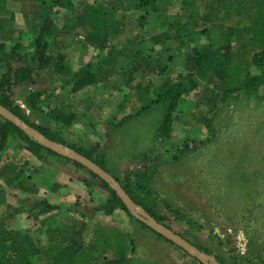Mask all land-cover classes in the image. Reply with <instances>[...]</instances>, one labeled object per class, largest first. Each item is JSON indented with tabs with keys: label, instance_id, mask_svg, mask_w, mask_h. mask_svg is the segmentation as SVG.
Listing matches in <instances>:
<instances>
[{
	"label": "rangeland",
	"instance_id": "374dc122",
	"mask_svg": "<svg viewBox=\"0 0 264 264\" xmlns=\"http://www.w3.org/2000/svg\"><path fill=\"white\" fill-rule=\"evenodd\" d=\"M87 3V0H74L70 11L80 14ZM18 8L22 14L34 17L39 13L40 4L36 0H20ZM173 17L167 13L162 19L143 21L149 24L145 30L135 12L119 13L113 23L118 31L114 45L131 43L129 52L126 51L131 55L139 49L147 51L152 45L148 40L151 35L161 32L176 35L177 22L184 20L177 19L172 30L173 24L169 27L167 21ZM161 20L165 23L158 29L155 24ZM70 23L61 18L57 23L61 32L49 47L53 58L59 55L67 58L68 76H58L51 68L44 71L37 85H23L15 90L16 103L26 108L24 100L30 91H46L50 98L46 111L60 104L61 110L76 112L78 118L66 127L51 118L44 120L29 114L33 123L59 132L69 145L77 148L101 144L108 170L120 180L126 170L147 167L154 176L150 186L159 199L181 213L172 217L166 210L174 231L181 234L190 231L194 239L212 250L210 257L215 261L219 256L232 263V257L236 256L242 258L240 264H264V86L237 93L223 102L216 84L202 82L198 91L183 98L173 125L164 133L160 131L162 108L151 105L155 89L165 83L164 76L157 78L156 74L147 73L141 81L128 85L121 75H116L114 80L104 81L97 88L89 87L72 94L70 86H66L67 80L98 59L107 60L109 52L108 48L100 51L86 39L79 25ZM19 24L26 30L22 18ZM192 24L189 23L191 30ZM30 38L33 40L32 35L25 33L21 41L25 43ZM139 41L144 46L139 47L136 44ZM243 45L235 52L237 63L241 61ZM180 62L177 59L173 66L178 71L184 68ZM127 65L129 60L123 58L118 67L128 69ZM251 69L255 74L254 68ZM148 85H152L150 92L146 91ZM140 92L148 97L142 104L136 100ZM142 106L145 107L142 116L117 128L123 117ZM208 120H212L215 131L211 137L203 124ZM208 138L210 141L199 149L185 152L186 143L205 142ZM9 143L0 156V169L16 158L20 160V167L27 163L24 185L9 187L0 177V194L4 196H0V219H5V225L12 232L45 223L52 231L72 230L80 246L93 245L99 235L106 236L108 244L117 243L116 251L125 250L124 254L97 255L96 264L203 263L133 221L123 211H116L112 217L95 212L105 202L107 193L92 182L86 171L55 156L44 155L39 160L20 152L12 140ZM44 200L60 208L46 216L39 215ZM33 261L38 263L39 259Z\"/></svg>",
	"mask_w": 264,
	"mask_h": 264
},
{
	"label": "trees",
	"instance_id": "16d2710c",
	"mask_svg": "<svg viewBox=\"0 0 264 264\" xmlns=\"http://www.w3.org/2000/svg\"><path fill=\"white\" fill-rule=\"evenodd\" d=\"M36 2L40 4V10L37 15L31 17L21 13L18 8L20 0H0V55L2 56L0 59V105L9 109L39 135L37 138L29 137L13 123L0 117V156L8 149L9 142L12 140L15 148L20 152H26L39 160H42L44 155L66 160L86 171L92 182L107 193L105 202L96 207L95 212L105 217H112L116 211H123L132 217L133 221L150 229L131 215L108 183L81 164L46 148L42 145L40 137H45L63 148L76 151L111 174L107 168L105 152L101 144L96 143L87 149L74 147L69 145L59 132L33 123L30 119V115L44 120L48 117L62 126L69 127L77 120V113L61 110L60 104L52 111H46L50 98L46 95V91L41 90L30 91L24 100L26 108H23L14 99L15 90L23 85H37L42 80L44 71L50 68L55 70L54 73L58 76H68L65 55L53 58L49 54L52 40L61 32L57 23L63 17L69 23L79 25L86 39L92 41L100 48V51L108 48L109 52L107 60L102 62L98 59L97 63L88 65L67 80L66 86L67 84L70 86L72 94L76 95L89 87L97 88L104 81L114 80L116 75H121L128 85L141 81L147 73L156 74L157 78L164 76L167 84L163 83V87L155 89V98L151 101V105L162 108L160 131L168 133L181 101L198 91L202 82L212 81L216 84L217 89L222 92L223 102L237 93L264 86V0H87L88 3L83 12L77 15L70 11L74 7V0H36ZM66 11L73 15L67 13L66 16ZM128 12H135L140 16L141 27L145 30L149 24L143 21L147 22L151 18L162 19V16L167 13L174 16L170 22L167 21V26L173 24L172 30L177 19L184 21L177 22L179 30H176L174 37L165 32L151 35L148 40L152 45L146 48L148 50L139 49L131 55L126 53V51L129 52L131 43L114 45L118 33L113 27L114 19L119 13ZM20 18L26 30L21 28ZM190 22L193 23L192 30L189 28ZM164 23L165 21L161 20L156 22L155 26L160 29ZM25 33L32 35L33 40L30 38L22 43V35ZM10 42H13L11 46ZM242 43L244 44L243 55L241 61L237 63L235 52ZM136 44L139 47L144 46L142 41ZM123 58L129 60L128 69L118 67ZM163 58L166 59L165 62ZM177 59H181L180 66L184 67L180 71L173 67ZM13 62L20 65L14 67ZM251 68H254L255 74ZM138 88L143 89L140 84ZM151 88L152 85H148L146 91L150 92ZM136 100L142 104L148 101V97L146 93L144 95L140 92ZM144 112L145 107L142 106L123 117L116 124L117 128L139 118ZM205 122L203 124L211 137V134H215L213 122L212 120ZM208 140L209 138L205 142L186 143L185 152L199 149L210 141ZM9 161L0 169V177L4 178L9 187L16 188L24 185L26 179H23L24 168L27 163L20 167L18 158ZM143 170L141 168L126 170L122 180L113 177L139 208L165 228L174 231L168 213L172 217H178L181 214L180 211L174 209L170 203L159 199L150 186L153 174L147 167ZM0 196L4 198L2 194ZM59 208L44 200L39 215L46 216ZM5 223V219L1 218L0 264H96V258L99 257H96L97 255L113 252L124 254L125 252L123 249L116 251L117 243L108 244L106 236L100 238L97 235L93 245L89 243L80 246L72 230L52 231L43 223L31 229L23 227L21 231L14 233ZM174 232L200 252L208 256L213 255L212 250L204 243H200L197 238L194 239L190 231L186 230L185 234ZM36 258L39 259L38 263L33 261ZM241 259L234 256L233 262L229 263L223 257L216 256L220 264H240Z\"/></svg>",
	"mask_w": 264,
	"mask_h": 264
},
{
	"label": "water",
	"instance_id": "95a60500",
	"mask_svg": "<svg viewBox=\"0 0 264 264\" xmlns=\"http://www.w3.org/2000/svg\"><path fill=\"white\" fill-rule=\"evenodd\" d=\"M0 117L5 120L13 123L16 127H18L21 131H23L29 137H39L38 133L27 123H25L22 119L14 115L9 109L0 105ZM40 141L42 145H44L48 149H52L60 156L73 160L89 171L97 175L100 179L108 183L111 188L117 193L118 197L125 204L126 208L129 210L131 215L137 220L144 223L147 227L152 229L154 232L162 236L163 238L171 241L177 247L183 249L188 252L191 256L199 259L204 264H220L215 261L212 257L206 255L205 253L200 252L196 247L187 243V241L176 234L173 230H169L165 228L163 225L159 224L154 218L149 216L143 209L139 208L130 198V196L123 189L121 184L107 171L103 170L100 166L95 164L93 161L87 159L83 155L77 153L76 151L70 148H63L58 146L56 143L48 140L45 137H40Z\"/></svg>",
	"mask_w": 264,
	"mask_h": 264
}]
</instances>
